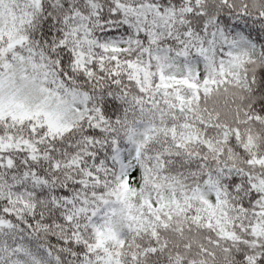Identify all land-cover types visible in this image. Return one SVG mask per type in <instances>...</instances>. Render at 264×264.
I'll use <instances>...</instances> for the list:
<instances>
[{
	"label": "snow or ice",
	"instance_id": "1",
	"mask_svg": "<svg viewBox=\"0 0 264 264\" xmlns=\"http://www.w3.org/2000/svg\"><path fill=\"white\" fill-rule=\"evenodd\" d=\"M0 264H264V0H0Z\"/></svg>",
	"mask_w": 264,
	"mask_h": 264
}]
</instances>
